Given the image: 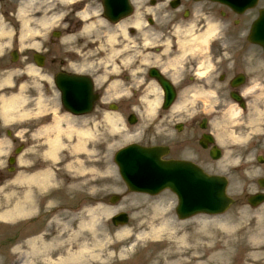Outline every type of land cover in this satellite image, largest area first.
Masks as SVG:
<instances>
[{
  "label": "flooded vegetation",
  "instance_id": "1",
  "mask_svg": "<svg viewBox=\"0 0 264 264\" xmlns=\"http://www.w3.org/2000/svg\"><path fill=\"white\" fill-rule=\"evenodd\" d=\"M133 1H143L140 14L133 15L131 22L122 21L123 33L116 32L114 44L100 54L93 53L92 60L100 63L91 72L99 84L100 100L92 112L103 113L116 106L123 117L135 114L141 118L145 124L139 131L142 145H162L168 148V157L213 161L203 137L211 133L218 139V134L232 129L228 112L234 103L232 94H239L244 97L242 103L252 102L256 107L253 125L248 127L252 135L247 145H229L234 157L228 161L261 160L259 170L264 173V99L255 98L264 96V69L259 77L256 70L255 77L251 76L254 56L248 54L244 26L253 13L240 15L221 4L192 0H179L177 8L173 0ZM70 2L65 9L62 5L49 8L48 0H0V16L12 26L9 56L0 57V85L12 81L0 87V95L11 101L10 106L0 101V149H47L54 144L60 126L62 144L63 126L53 124V114L59 119L67 117L74 126L79 118L89 116L65 110L55 78L60 71L83 72L92 67V60L77 58L65 44L62 30L61 36L41 31L31 37L23 29V22L28 18L40 21L41 12L47 9L68 26V35L78 17L92 16L86 6L102 14V0ZM209 28L213 39L207 42ZM185 33L189 43L181 47L179 35ZM152 41L156 44L145 45ZM241 73L246 75L243 82L232 84ZM22 85L26 93L19 92ZM256 90L261 95H249ZM166 101L172 102L165 107ZM259 113L263 117H257ZM243 123L246 127V120Z\"/></svg>",
  "mask_w": 264,
  "mask_h": 264
},
{
  "label": "rangeland",
  "instance_id": "2",
  "mask_svg": "<svg viewBox=\"0 0 264 264\" xmlns=\"http://www.w3.org/2000/svg\"><path fill=\"white\" fill-rule=\"evenodd\" d=\"M81 29L83 28H78V32L74 38L75 40L71 41V43L75 44L76 47L85 50L86 46H92L94 44L90 43L89 36L87 34H83ZM125 137V134L122 133H112L110 136L108 133L101 134V132L96 136L97 141L95 142L94 154L96 158L103 160L98 161L100 163V167L95 165L96 174L97 169L99 170V176H101L102 170H104V174L106 176L105 179H109L114 186L109 189L100 188L99 183H96L95 193L90 194L89 199L92 198V201H95L96 207L100 205L113 208L115 211L109 213L108 215L105 213L97 215L90 230L82 227L79 232V245L83 244L86 246V250L90 251L89 255L91 260H94L96 264H152L155 258L164 252L166 248L165 245L169 242L176 243L181 247L187 246L188 242H191L193 239V235L202 233L204 232L203 230L207 229L206 231L208 233L202 234L207 238L206 240L208 243L210 242L209 239L211 235H213V232L224 233L226 235L228 234L226 233L227 231H230L231 233L240 231L239 233H241L242 230H244L247 234L244 236L245 238L241 240V247L243 249H241L240 244L238 248H235L233 256L234 259H241L242 256L244 257L246 254L245 248L249 247L250 251L247 252L255 253L256 257L254 260L258 264H264V258H262V255H259L260 249L264 247V204L261 207L254 209L248 205L244 194L240 192L241 189L246 187L249 181L253 179V177L246 175L247 172L244 165L235 166L233 161L215 162L212 165L206 164L205 166L209 172L225 174L228 176L230 181L228 193L235 196L237 202L228 212L220 216L198 215L186 220H181L178 218L176 213L177 198L171 191H164L158 196L143 195L128 191L125 183L119 175L117 165L113 160H111L119 147L128 141L125 140ZM3 152L5 151L0 152L1 168L7 164L2 161L6 157L3 155ZM29 157L40 159L42 156L39 152H36ZM105 157L111 161H105ZM20 163L23 164L22 162ZM236 167L240 168L236 169ZM23 168V166L19 167V169ZM83 187L87 186L84 185ZM80 191V198L82 201L81 205L83 207L86 196H83L84 192L82 189ZM114 193L124 196L116 205L110 203V196ZM157 205L161 208L172 209L171 225L173 227L172 232L175 235L174 238L155 239L158 240V242L162 241L161 246L157 243H151L149 246H142L141 248H137L135 250L129 249V246H116L114 244L115 241L119 239V236L124 228L131 229L133 227L136 222V215L139 214L143 208L152 209L157 207ZM119 211L129 212L131 217L128 225L114 226L112 224L111 217ZM41 217L42 215L38 218L40 223L44 222ZM85 218L86 211L81 209L80 220ZM19 220L20 218L17 219V221ZM10 221V219L0 218L1 224L10 226ZM35 227L37 226H32V228ZM15 228L18 229L10 232V230L5 231L4 228L0 227V252L2 253L1 263L5 262V264H16V261L19 259L17 258L15 260V256L10 251L11 247L14 245V243L11 242L12 234L15 232L18 233L21 226L19 225ZM37 230L38 228L35 229V231ZM74 246L77 248V244ZM24 260L25 258L21 257L22 263Z\"/></svg>",
  "mask_w": 264,
  "mask_h": 264
},
{
  "label": "bare ground",
  "instance_id": "3",
  "mask_svg": "<svg viewBox=\"0 0 264 264\" xmlns=\"http://www.w3.org/2000/svg\"><path fill=\"white\" fill-rule=\"evenodd\" d=\"M41 20H36L34 18H28L25 21V30L27 35L34 36L36 32H41V27H46L49 23L53 24L56 15L53 14L52 9H47L43 12L40 17ZM94 23L90 26L88 25L85 29L94 27ZM6 31L7 34L11 35V30L7 29L3 22L0 20V39ZM88 140L80 139V145L78 147L73 146L69 149L58 148V144H55L51 153L58 154L61 158H69L71 161L68 162L69 168H77L79 171H85L84 176L80 177V182L88 184L93 181L91 177L93 176L92 161L88 158L91 155L90 148L87 145ZM87 157V158H85ZM100 167V163L96 161L95 164ZM94 165V168H95ZM31 167V166H30ZM42 172H38L40 175ZM96 177V183H99L100 188H110L114 184L109 179H105L104 170H102L101 176H99V170L97 169V174L94 172ZM22 178H29V175L21 173ZM85 184V185H86ZM28 191L27 198L30 200L32 194ZM10 197H8L9 199ZM0 203V207L9 203V200ZM22 204V203H21ZM20 206L17 204L16 210ZM16 210L6 209L0 214V218L9 219L16 216ZM98 210V211H96ZM113 212V209L104 206H98L95 209L87 207L86 218L83 219L81 227L88 230L91 229L92 222L97 215H102L105 213L108 215ZM172 209L171 208H161L159 205L152 209L143 208L139 214L136 215V222L131 229L124 228L119 236V239L115 241L116 246H129L131 250L141 248L142 246L150 245L151 243H157L161 246L162 241L158 242L155 239L163 238H174L175 235L172 232ZM66 223V222H65ZM65 223L61 234L51 238L52 241H61L62 237L67 235L72 228L66 227ZM206 233V230H203ZM80 232V231H79ZM73 234V230L71 231ZM202 233H197L193 235L191 242H188L187 246L181 247L176 243L169 242L166 244L164 252L158 255L152 264H235L234 253L235 248L239 245V240L242 239L239 236V232L233 234L220 235V233L214 232L210 237V242H207V238L203 236ZM50 234L40 233L29 237L26 240H22L16 244L13 251L17 255H23L25 257L24 262L26 264H96L94 260L90 259V255L86 250V246L81 244L79 247L74 249L75 240L61 241V245H57L50 249L45 248V240ZM126 251V250H125ZM255 253H247L242 262L237 264H258L255 260ZM1 260V253H0Z\"/></svg>",
  "mask_w": 264,
  "mask_h": 264
},
{
  "label": "water",
  "instance_id": "4",
  "mask_svg": "<svg viewBox=\"0 0 264 264\" xmlns=\"http://www.w3.org/2000/svg\"><path fill=\"white\" fill-rule=\"evenodd\" d=\"M262 23H264V20ZM263 27L264 25L261 26V28ZM262 37H264V32L262 33ZM121 157L122 156H120V158ZM145 157L152 158L150 154H147ZM120 158H117V162L120 166L121 173L132 190L154 193L169 184L180 192V189H178L179 186L173 183L179 182L180 186L192 184L199 187L198 196L194 198L192 202L194 207H197L201 201H203V205L209 203L218 205L220 202L219 195L214 194V192L218 193V188H215L214 179L209 178L195 165H180L178 163H166L161 161H124ZM202 184L211 185L213 192L210 191L207 194L206 190H201ZM220 199L222 206L228 205L227 202H229V199L224 194V189L221 190ZM113 200H116V197H114ZM189 205L188 201L184 202V207ZM223 208L224 207H222V209ZM117 221H126V216L121 215L116 217L115 222Z\"/></svg>",
  "mask_w": 264,
  "mask_h": 264
}]
</instances>
